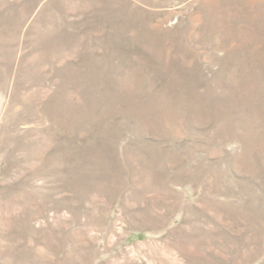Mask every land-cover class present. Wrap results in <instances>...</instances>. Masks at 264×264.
<instances>
[{
	"label": "rangeland",
	"instance_id": "obj_1",
	"mask_svg": "<svg viewBox=\"0 0 264 264\" xmlns=\"http://www.w3.org/2000/svg\"><path fill=\"white\" fill-rule=\"evenodd\" d=\"M0 264H264V0H0Z\"/></svg>",
	"mask_w": 264,
	"mask_h": 264
}]
</instances>
